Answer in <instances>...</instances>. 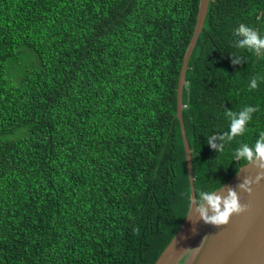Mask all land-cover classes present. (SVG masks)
I'll use <instances>...</instances> for the list:
<instances>
[{"label":"trees","instance_id":"16d2710c","mask_svg":"<svg viewBox=\"0 0 264 264\" xmlns=\"http://www.w3.org/2000/svg\"><path fill=\"white\" fill-rule=\"evenodd\" d=\"M198 2L0 0V264L155 262L189 206ZM241 25L264 40V0H210L185 72L197 203L264 137V46Z\"/></svg>","mask_w":264,"mask_h":264},{"label":"water","instance_id":"95a60500","mask_svg":"<svg viewBox=\"0 0 264 264\" xmlns=\"http://www.w3.org/2000/svg\"><path fill=\"white\" fill-rule=\"evenodd\" d=\"M210 0H199L192 35L186 46L178 76L176 88V113L186 158L188 180L190 184L189 206L183 221L170 241L161 251L153 264H264V178L255 182L264 161L253 158L239 166L237 172L211 194L227 196L233 188L241 197V204L247 209L233 214L227 224L205 223L200 209H207V215H213L207 201L197 203L193 186L191 150L186 138L182 117V90L189 57L202 30ZM246 178L251 192L239 187Z\"/></svg>","mask_w":264,"mask_h":264},{"label":"clouds","instance_id":"9594fccd","mask_svg":"<svg viewBox=\"0 0 264 264\" xmlns=\"http://www.w3.org/2000/svg\"><path fill=\"white\" fill-rule=\"evenodd\" d=\"M240 33L243 34L246 39L242 41V44H248L250 46H264V40L258 38L257 34L241 25L239 29ZM252 109H248L251 111ZM248 119L247 112H242L239 116V119H234L231 125L232 135L240 134L243 131V126L245 121ZM231 138V136L229 137ZM213 147H216L213 145ZM240 157L246 158L247 162L251 163L253 158H257L260 161H264V137L261 140L257 141L255 152L252 151L247 145L244 146L243 150L238 153ZM264 168V163L260 165ZM264 178V172L258 173L256 176L255 182H259L260 179ZM254 183L250 178H246L244 183L240 184L239 187L245 189L246 192H251L250 184ZM207 201L210 205L213 215H207V209H200L202 218L205 223H211L214 225L227 224L230 217L235 213L239 214L247 209V205L241 204V197L237 194L235 189L229 188L227 196H220L215 194H202V200ZM134 231H136L134 229Z\"/></svg>","mask_w":264,"mask_h":264}]
</instances>
